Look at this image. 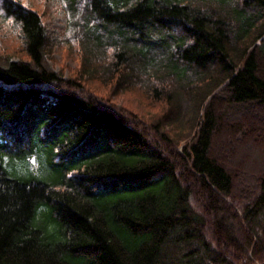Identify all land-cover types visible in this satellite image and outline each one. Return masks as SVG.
I'll list each match as a JSON object with an SVG mask.
<instances>
[{
	"label": "trees",
	"instance_id": "trees-1",
	"mask_svg": "<svg viewBox=\"0 0 264 264\" xmlns=\"http://www.w3.org/2000/svg\"><path fill=\"white\" fill-rule=\"evenodd\" d=\"M59 1L81 75L164 109L86 95L41 13L0 0L25 56L0 54V264L264 263V0ZM40 150L51 182L5 166Z\"/></svg>",
	"mask_w": 264,
	"mask_h": 264
},
{
	"label": "rangeland",
	"instance_id": "rangeland-1",
	"mask_svg": "<svg viewBox=\"0 0 264 264\" xmlns=\"http://www.w3.org/2000/svg\"><path fill=\"white\" fill-rule=\"evenodd\" d=\"M22 1L35 7L41 13L44 25L48 29L50 39L46 46L47 55L45 58L50 67L61 73L65 78L82 77L86 89L85 94L87 95V91H90L92 96L94 95V98L103 99L104 106L115 110L119 114H131L133 112L137 116L143 115L149 118V120L159 116L164 106L162 109V105L159 102L152 101L136 84L126 83L122 87L115 88L114 80L108 83L100 78L98 74L89 76L88 78L81 75V49L73 30L68 28L69 18L63 12V5L59 0ZM16 33L11 28L9 20L0 17V54L14 59L25 57ZM161 71L158 73H161ZM36 156L29 158V168L18 161L19 159L8 157L4 158L5 166H9L11 170L20 176L29 175L47 182L53 181L56 174L52 165L48 163L45 152L40 150Z\"/></svg>",
	"mask_w": 264,
	"mask_h": 264
}]
</instances>
